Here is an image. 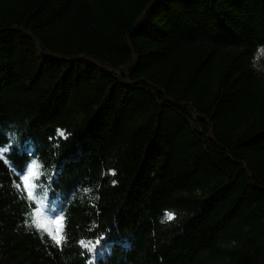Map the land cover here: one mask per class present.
<instances>
[{"label":"trees","instance_id":"16d2710c","mask_svg":"<svg viewBox=\"0 0 264 264\" xmlns=\"http://www.w3.org/2000/svg\"><path fill=\"white\" fill-rule=\"evenodd\" d=\"M9 133L45 174L0 160V264H264V0H0Z\"/></svg>","mask_w":264,"mask_h":264},{"label":"snow or ice","instance_id":"6c2138e0","mask_svg":"<svg viewBox=\"0 0 264 264\" xmlns=\"http://www.w3.org/2000/svg\"><path fill=\"white\" fill-rule=\"evenodd\" d=\"M60 135H65L63 132ZM9 144L7 146L0 145V160H3L5 164L10 165L11 169L16 173V176L13 179L12 186L16 189L17 193L20 194L22 199H25L28 202L34 201V189L38 187L36 181L44 175L43 164L38 161V159H31L24 161V168H18L16 165L12 164L7 156L11 153L13 148L18 145L17 138L15 134L9 133ZM23 152L26 154L35 157L36 153L34 151V146L29 145L28 141L25 140L23 145H20ZM59 171V169H56ZM75 191V189L73 190ZM91 191V189L86 188L85 192ZM66 202V201H65ZM53 211L57 213L54 219H44L41 218V208L35 207L32 211V222L31 226L36 229L37 232L43 236H47L48 240L51 242L52 247L62 250L65 242L67 241V235L65 232L66 227V215L63 208L53 207ZM167 218L169 220L174 218V214L168 213ZM25 224H28V221H25ZM81 249L85 250L87 253H95L96 257L103 258V254L106 248H109L107 237H99L95 244L91 240L87 242L85 239H80L77 241ZM82 255L84 252L82 251ZM89 264H94L92 260H89Z\"/></svg>","mask_w":264,"mask_h":264},{"label":"rangeland","instance_id":"374dc122","mask_svg":"<svg viewBox=\"0 0 264 264\" xmlns=\"http://www.w3.org/2000/svg\"><path fill=\"white\" fill-rule=\"evenodd\" d=\"M38 207H40V208L42 209V205H41L40 203H38ZM41 214H43V213H42V210H41L40 215H41ZM41 217H42V215H41Z\"/></svg>","mask_w":264,"mask_h":264}]
</instances>
